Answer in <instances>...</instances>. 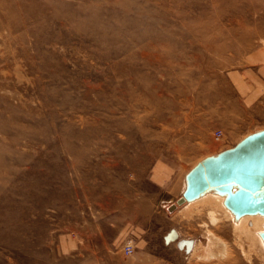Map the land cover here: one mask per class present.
I'll use <instances>...</instances> for the list:
<instances>
[{
  "label": "rangeland",
  "instance_id": "obj_1",
  "mask_svg": "<svg viewBox=\"0 0 264 264\" xmlns=\"http://www.w3.org/2000/svg\"><path fill=\"white\" fill-rule=\"evenodd\" d=\"M72 1L84 5L80 20L24 19L40 38L58 37L41 49L58 63L55 79L30 69L32 37L0 28L8 56L0 68L9 70L0 96L18 108V123H40L31 136L0 133L6 147L16 141L0 156L11 166L0 169V264H264L258 237L234 227L218 202L176 203L195 162L264 129V79L261 95H241L245 74L255 80L264 69V0H175L178 11L171 0H126L127 12L115 0ZM14 7L0 0L1 13L20 22ZM119 84L147 87L150 100L127 103ZM122 119L130 138L115 125ZM107 121L110 135L98 138ZM67 124L87 125L86 137L65 141ZM156 166L168 175L155 180ZM127 240L131 256L122 251Z\"/></svg>",
  "mask_w": 264,
  "mask_h": 264
},
{
  "label": "bare ground",
  "instance_id": "obj_2",
  "mask_svg": "<svg viewBox=\"0 0 264 264\" xmlns=\"http://www.w3.org/2000/svg\"><path fill=\"white\" fill-rule=\"evenodd\" d=\"M12 1L15 4V7H14L15 9H11L10 12H11V14L17 15V11H18V9H20L22 13H20L19 11L18 12L21 14V21L12 23V21L7 19L0 11V28L1 29L2 28L3 29H7L8 28L11 31L17 30V31L21 32L20 34H24L25 33L24 37L20 36V38L23 41H25V39L28 38V37L29 38L32 37L33 40H34L33 43H34L35 53L29 56L30 60L32 59L31 61H29L30 69L32 70L33 73L36 72L38 74H41L42 72H47L49 75H53L52 79H55L56 78V74L55 73L57 72L56 64H58V63L50 62L49 56H44L42 54V52H41V49L47 43H50V42H53V41H57L58 37L56 35H53V34L50 33V34H47V38H40L38 32H35L32 29H28V27H25L26 26V22L24 21V19L27 18L28 20H32L31 23H35L37 18L44 17V18L47 19V23L48 24L57 22V23L63 25L64 24L63 20L59 19L58 17H62L63 16V18H64L65 16H67V17H71L73 20L74 19L80 20L79 15L84 14V12H83L84 5L81 4V3H78L76 5V3H74L72 0H57V5L56 6L55 5H47L46 6V4L39 5L40 2H35L34 0H24L26 2L31 1V3L35 7V10L30 11L29 9L25 8L23 5H20L21 1H23V0H12ZM48 1L50 2L51 0H48ZM194 1H198V0H194ZM107 2L108 3H113L111 1H107ZM170 2H171L170 4H172V3H174V5L177 4L175 2V0H171ZM192 2H193V0H186L185 4H186V6H189ZM195 3H197V2H195ZM113 4L118 5L119 8H122L121 11H126V12L129 11L131 9V6H132V2L131 1L127 2L126 0H115ZM35 5H37L38 8ZM71 8H73V11H70ZM47 9H50L51 11L49 12L48 17H45ZM176 11H178V6L176 8ZM76 13H78V15H76ZM35 15H37V16H35ZM5 20H6V22H5ZM45 30L46 29H44V31ZM45 32L48 33L47 31H45ZM84 32H85L86 35H88V38L90 40H94V41H96L99 44H101L103 42V40H104V38L97 31H95V30H93L91 28H89V30H86ZM228 34H230V33H228ZM2 35L3 34L0 32V37ZM214 35H217V34L214 33ZM6 41H8V40H6ZM3 42L5 44V39H3ZM14 55H15V53L13 54V56ZM22 55H24L25 57H28V54L25 51L22 52ZM5 57H7V59H8V56H4L3 55V47H0V64L4 65ZM38 59L40 60V65H38V64L37 65H33L32 61L33 60H38ZM21 66L16 63L15 64V70L19 71V69H21ZM8 73H9V70L2 71L1 68H0V74L2 76H6V74L8 75ZM58 75H59V73H57V76ZM132 75H133V72L130 73V79H131ZM1 80H0V83L3 82ZM116 88H117L116 86H113V92H117ZM118 89H119V91L123 90L125 92V94H127L129 96V98H126L127 103H129V104L135 103V102H140V101L141 102L145 101L146 103H148V101L150 100V97L147 95V87L141 89V87L138 86V90L139 91H135L136 89L133 86H128V84H119V88ZM141 109H143V108H141ZM39 113H40V117H43L42 113L41 112H39ZM32 114H33V116H37L38 115L37 112L32 113ZM53 115H55V114H53ZM145 115H147V114H145ZM136 116H138V115H136ZM142 117H144V115ZM21 118H22V116L19 114L18 108L11 107L9 105L8 101L4 97L0 96V133L8 135L9 133H13L14 132V133H17L18 135L19 134L20 135H22V134L26 135L27 134V135L31 136L32 135L31 133L36 131V129L38 128L40 123L31 121L32 126L29 127L28 124L24 125L22 123H18L17 122ZM80 120H81L80 121V123H81L82 119L80 118ZM128 123H129V121L122 119L121 121H117L116 120L115 125L118 127L119 131H121L124 134L129 135L128 138H130L131 135H130V130H129ZM81 124L85 125L84 123H81ZM98 125H99L98 138L102 139L106 135H110L111 129H110V124H109L108 121H107V123L105 122V123H101V124H98ZM25 126H27V127H25ZM86 126H84L85 128H83L81 130H75L74 124H69V125L67 124L66 127H69V132L66 131L65 141H69L70 139H73L74 137H78L80 139L85 138L86 137V131H87ZM246 136L242 137L241 140H239V142L244 140V138H246ZM127 142H130V140H128ZM5 143L6 142L4 140H2V138H0V156L1 157H2L3 154L12 151V149L10 148L12 145L16 146V141L13 140V139L7 141V144L10 147H6ZM71 144H73V141L71 142ZM206 158H208V156L207 157H203L200 160H198L197 162H195L194 165L191 168L193 169L197 165V163L203 161ZM202 165H203V163L199 166V169H197V170H200L202 168ZM10 167H11L10 164H5L2 160H0V169H4L5 170V169H9ZM190 169H188L184 173V176H183V184H182L183 188H184L183 189V194L186 192L185 195H184V198L188 194V192H190V188H191L190 185H191L193 176H191V174L188 175L189 177L187 176V174L192 170V169L191 170ZM187 181H189V183H188L189 186L187 185ZM183 194H182V196H183ZM204 195H206V197H208V198L210 197V200H214L215 202H218V204H220L219 206H221V208L223 209V212H224L223 214L228 219H230L233 222L234 227L239 226L238 229L242 230L244 234H250V235H253V236L256 235L258 237L261 245L264 248V216H263V214L252 213V214H243V215L236 216L227 207H225V204H224L225 196L224 195H221V194L211 190V191H207L206 193H204L201 196H198L197 198H200V197L203 198ZM197 198H195V199H197ZM185 201H187V200H185ZM183 204H185V202ZM214 214H216V213H214ZM210 219H211V224L218 222V218L215 217V216H212ZM225 220H227V219H225ZM216 225H218V224H216ZM216 228H218V226ZM212 235H214V234H212ZM214 237H215V235H214ZM216 237H217V235H216ZM217 240H219V238ZM219 242H221V241H219ZM222 245H224V244H222Z\"/></svg>",
  "mask_w": 264,
  "mask_h": 264
},
{
  "label": "water",
  "instance_id": "obj_3",
  "mask_svg": "<svg viewBox=\"0 0 264 264\" xmlns=\"http://www.w3.org/2000/svg\"><path fill=\"white\" fill-rule=\"evenodd\" d=\"M251 136L199 162L187 174L193 176L190 192L184 198L185 192L176 203L180 205L213 190L225 196V207L236 216H264V130ZM173 208L170 206L169 210Z\"/></svg>",
  "mask_w": 264,
  "mask_h": 264
},
{
  "label": "crops",
  "instance_id": "obj_4",
  "mask_svg": "<svg viewBox=\"0 0 264 264\" xmlns=\"http://www.w3.org/2000/svg\"><path fill=\"white\" fill-rule=\"evenodd\" d=\"M245 75L246 77L249 76L250 78H246L245 81L241 80V84L243 86V93L241 94L243 96L242 98L245 100H250L251 98H255L258 95H261L260 90H261L262 80L264 79V69H261V71L259 70V72L255 74L256 81L254 79H251L250 74L249 75L245 74ZM260 80L261 82H258ZM155 169H156L154 172L155 180L156 179L161 180L160 178L161 176L165 177L168 175L167 169H162L161 166H156ZM158 183L160 185L164 184L160 182Z\"/></svg>",
  "mask_w": 264,
  "mask_h": 264
},
{
  "label": "built area",
  "instance_id": "obj_5",
  "mask_svg": "<svg viewBox=\"0 0 264 264\" xmlns=\"http://www.w3.org/2000/svg\"><path fill=\"white\" fill-rule=\"evenodd\" d=\"M219 137V135H217ZM122 251L126 256H131L134 253V245L131 240H127L122 247Z\"/></svg>",
  "mask_w": 264,
  "mask_h": 264
}]
</instances>
